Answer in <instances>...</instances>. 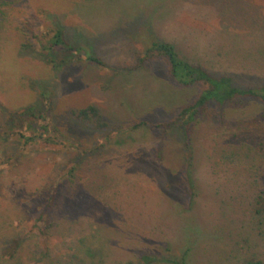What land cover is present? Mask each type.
I'll list each match as a JSON object with an SVG mask.
<instances>
[{
	"label": "rangeland",
	"instance_id": "1",
	"mask_svg": "<svg viewBox=\"0 0 264 264\" xmlns=\"http://www.w3.org/2000/svg\"><path fill=\"white\" fill-rule=\"evenodd\" d=\"M5 1L0 260L17 236L24 261L47 248L75 264L66 247L83 241L103 246L79 255L95 264H264L263 102L209 101L185 126L202 85L176 84L163 59L137 64L166 40L212 76L264 87V0ZM58 28L97 60L43 49ZM88 105L105 126L75 116Z\"/></svg>",
	"mask_w": 264,
	"mask_h": 264
},
{
	"label": "trees",
	"instance_id": "2",
	"mask_svg": "<svg viewBox=\"0 0 264 264\" xmlns=\"http://www.w3.org/2000/svg\"><path fill=\"white\" fill-rule=\"evenodd\" d=\"M5 2V0H0V6ZM62 34L63 33L61 29H56L53 33V36L48 39L46 44L42 43V48L48 51L50 54L58 53L59 51H66L73 54L72 56L67 55L65 57L66 60L63 59V61H70L73 59V56L75 58V55L78 56L77 58H80V60L84 61L97 60L89 50H86L85 48L77 46L75 44H69L66 40H64ZM154 58L165 60L168 66L169 76L176 84L180 86H191L195 84L202 85V90L199 92L198 96L190 104L183 106L177 113V118L180 119L185 126L189 125L193 116L198 113L209 101L216 102L220 105L227 100L235 98L256 97L264 104V87L258 89H243L233 86L231 83V79L228 76H212L203 67L197 64H193L186 58L182 57L179 54L176 45L172 42L154 39L151 42L150 46L144 49L143 54L138 55L137 64L139 66H142L146 61ZM44 59L47 60L49 59V57H46ZM55 60H57L56 56L52 57L47 62L52 61L53 63L55 62ZM58 60L61 61L60 59ZM33 110V107H27L22 111V114L32 115ZM74 114L77 118H80L83 121L88 120L91 122H96L99 127L106 125L105 122L101 121L100 112L94 105H88L85 108L74 111ZM261 116L264 118V111L262 112ZM41 121L44 123L42 124L41 128L46 129L47 121L43 118H41ZM136 127L137 125L133 126L132 128ZM40 233L43 234L44 232L40 230ZM22 243L23 240L19 239L17 236L10 240L7 248L4 252H2L3 256L8 257L6 260H0L1 264H39L40 262H43V264L61 263L59 258H51V250L47 248L40 252H37L36 248L30 250L27 261L31 260L30 262L32 263L22 260L19 254L21 249H23ZM101 247L103 246H96L94 243L77 241L72 242V245L70 247L67 246L66 249L67 252H70V262L75 264H95L94 261L87 260L79 255L84 253L86 255H89V257H94V255H101L103 254ZM44 257H48L47 261H45V259L42 260ZM141 260L145 263H149L152 261V257L144 254L143 256H141ZM170 261L174 262V264H185L183 259H171ZM247 264H262V262L260 260L250 259L247 261Z\"/></svg>",
	"mask_w": 264,
	"mask_h": 264
}]
</instances>
